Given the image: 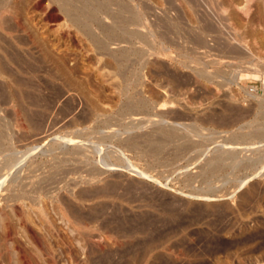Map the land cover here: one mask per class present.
Wrapping results in <instances>:
<instances>
[{"label":"rangeland","instance_id":"rangeland-1","mask_svg":"<svg viewBox=\"0 0 264 264\" xmlns=\"http://www.w3.org/2000/svg\"><path fill=\"white\" fill-rule=\"evenodd\" d=\"M0 264H264V0H0Z\"/></svg>","mask_w":264,"mask_h":264},{"label":"bare ground","instance_id":"bare-ground-1","mask_svg":"<svg viewBox=\"0 0 264 264\" xmlns=\"http://www.w3.org/2000/svg\"><path fill=\"white\" fill-rule=\"evenodd\" d=\"M35 2V1H34Z\"/></svg>","mask_w":264,"mask_h":264}]
</instances>
